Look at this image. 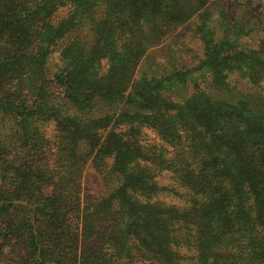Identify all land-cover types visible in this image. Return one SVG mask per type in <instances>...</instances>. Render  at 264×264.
Returning <instances> with one entry per match:
<instances>
[{"label":"trees","instance_id":"obj_1","mask_svg":"<svg viewBox=\"0 0 264 264\" xmlns=\"http://www.w3.org/2000/svg\"><path fill=\"white\" fill-rule=\"evenodd\" d=\"M126 1L128 6H120L123 11L121 30L124 36L130 35V32L149 36V49L173 30L172 13L179 11V17L193 15L200 9L195 4L208 0ZM74 2L0 0V102H3L0 108L6 107L7 113L16 114L15 120H19L24 127L32 120L52 119L60 139L65 142L56 151L58 161L74 160L71 162L74 166L70 168L73 173H81L84 166H90L102 188L107 190L99 199L86 202L83 206L75 209L64 207L66 212L62 207L56 212L58 205L66 202L67 198L54 192L45 194L50 188H58V191L61 188L54 184L51 176L40 181L43 175H38L41 172L39 167L47 168V162L39 167L37 162L46 160L45 152L41 141L36 148L30 149L28 141L32 138L25 129L18 141L20 148L27 149L24 151L27 156L22 157V162L35 157L34 164L29 166L31 175L22 173L21 169L28 170V165L22 162L18 166L6 163L0 166V215L9 210L21 214L18 236L25 244V256L33 264H125L123 260L127 253V264L138 261L144 264H175L180 259L179 254L171 246H162L157 235L151 233V244L142 245V238H139V232L145 227L159 230V226L164 224V234L170 242V228L181 230V235L173 236L174 242L179 247L183 244L193 249L196 264H264V149L260 148L258 141L262 132L259 123L250 126L246 119L241 120L232 114L236 106L231 109L232 98L226 97L236 94L235 87L223 76L241 61L242 50L235 46L228 48L231 43L224 38L207 40L201 37L204 54H209V50L212 52L209 56L203 54V57L211 56L209 66L216 77L215 81H209V90L204 93L206 102L214 107L209 111L214 115L212 119L222 127L237 120L245 124L243 139L230 142L233 164L224 163L220 152L210 143L192 112L186 113L183 123L170 133L166 130L156 132L168 150L153 145L146 147L141 143V131L133 130L135 127L127 122L125 116L121 119L116 110L136 107L153 113L164 102L161 90L171 78L160 82L147 78L131 98L130 94L125 96L128 86L121 74L109 80H96L94 91H86L76 85L72 74L62 67L49 78L46 65L54 63L53 58L45 53L38 56L35 47H31L38 43L46 27L52 31L51 38H56L51 39L52 43L72 31L70 18L62 19L54 26L50 23L62 10H68L67 17L73 16ZM76 8L79 6L76 5ZM92 13L95 14V11ZM201 29L198 26L197 33L201 34ZM141 50L131 48L129 51L131 55H137ZM36 58L39 64L34 67L31 62ZM254 63L256 67L252 65L251 71L264 78V59L260 62L254 60ZM233 69L239 72V68ZM200 70L201 67L197 69ZM249 74L241 80L254 86L255 82ZM50 85L59 90L57 95L49 94ZM99 87L101 91L107 89V93L100 96L101 100L95 99L94 95ZM114 88L121 96L109 94V90ZM135 97L138 100L132 99ZM238 100L242 103V98ZM194 109L196 114V104ZM199 119L204 123L210 122L204 113L198 116ZM107 127L110 129L107 130ZM167 138H173V143ZM169 157L175 159L173 166L168 162ZM188 157L202 159L195 168ZM165 169L171 170L175 183L186 191L187 205L182 209L156 199L160 192H170L156 182L158 172ZM173 194L180 197L176 191ZM73 212L75 215H72ZM111 212L120 213L121 224H130L133 228L135 241L133 248L127 252L120 243H108L111 233L103 230V226L112 222ZM101 235L105 236V241L98 246ZM91 236L95 246L87 249L89 254L85 255L79 250L80 242L88 243ZM59 238L62 241H58ZM81 238L84 240L81 241ZM60 242L67 244L69 250L55 245ZM101 250V255H98ZM136 253L140 257L134 256Z\"/></svg>","mask_w":264,"mask_h":264},{"label":"rangeland","instance_id":"obj_2","mask_svg":"<svg viewBox=\"0 0 264 264\" xmlns=\"http://www.w3.org/2000/svg\"><path fill=\"white\" fill-rule=\"evenodd\" d=\"M76 5L79 8H76ZM120 6H128L127 1L75 0L74 8L72 7L74 13L73 16L71 15L72 17H67L68 10H62L56 14V17L51 19L50 24L54 26L60 20L70 18L72 31L64 37L60 36L57 42L52 43L54 42L52 40L56 38H51L52 31L50 27H46L42 30V36L37 40L38 43L31 46L35 47L38 56L45 53L53 58L54 63L46 65L49 78H52L58 68L62 67L64 71L72 74L76 85L81 86L83 90L94 91L96 80L104 78L109 80L114 76L119 77V74H121V78L126 80L128 86L125 96L130 94V98L143 86L144 80L147 78L155 80V82L171 78L169 83L163 84V89L161 87V96L164 102L161 103L159 108H155L153 113L135 107L132 109L124 108L120 111L116 110L117 115H121V119L125 116L127 122L135 127L133 130L141 131L142 145L146 147L153 145L168 150L156 132L161 133L166 130L170 133L177 125L183 123L186 113L192 112L200 127L209 137L210 143L215 146L218 153L220 152L224 163L232 165L233 153L231 152H233V148L230 142L243 139L245 124L238 120L223 127L217 124L216 120L212 119L214 115L209 113L211 108L214 107H211L212 103L206 102L204 96V93L209 90V81H215L216 77L209 66L211 56L210 58L203 57L204 50L201 37H205L207 40L213 39V37L216 38L215 40L224 38V41L231 43L228 48L232 49L235 46L244 53L240 57L241 61L233 65L232 69L223 75L225 81L227 80L235 87L236 92V94L227 95L226 97L227 99L232 98L230 104L233 105L229 107L233 109V106H236L232 114L234 113V116H238L241 120L246 119L247 123L251 124L250 126H255L256 123L260 124L262 134L258 137V141L260 142V148L263 150L264 78L251 70L253 66L256 67L254 60L260 62L264 59V0H208L203 1V3L197 2L195 6H200V9H197L193 15L186 16L184 14L179 17V11L172 13L174 16L172 18L174 22L172 25L173 30L159 44L149 49V36L144 35L146 36L144 37L140 33L135 34L134 32L124 36L120 22L123 11ZM93 11H95V14L92 13ZM198 26L202 28L201 34L197 33L196 28ZM48 42H50V45H47ZM236 43L238 46H236ZM49 46L51 47L49 48ZM131 48H141L142 50L137 55H131L129 51ZM233 51L234 49L228 53ZM254 51L260 52V54H252ZM211 53L209 50V54ZM209 54L206 55L209 56ZM31 63L34 67L39 64L37 58ZM200 67L201 70L197 71ZM235 67L239 68V72L233 69ZM248 73H250L251 80L255 82L254 86L241 80ZM181 81L183 84L180 83ZM134 90L136 92H133ZM58 91L53 85H50L49 94L57 95ZM106 93L107 89L101 91L99 87L94 93L96 95L95 99L101 100L100 96ZM109 94L111 96H121L115 88L109 90ZM188 98L191 99L187 102ZM240 98H242V103H238ZM132 99L138 100V97ZM2 104L3 102H0V106ZM194 104L197 105L199 111L196 114ZM5 108H0V166L5 163L17 164L18 166L22 162V157L26 158L24 156L27 155L24 154V151L27 149L26 147L20 148V142L18 141L26 129L30 132L32 138L28 141L30 149H33L34 146L36 148L37 143L41 141V148L45 152L44 157L46 160H43V163L37 162L38 167L45 165L47 162V168L39 167L41 172L38 175H43L40 181L46 176H51L54 179V184L61 188L59 191L58 188H50L45 194L54 192L56 195L67 198L66 202L63 201L58 205L59 208L55 209L56 212L62 207L67 208L69 206L75 209L77 206H83L86 202L99 199L100 195L106 193L107 190L102 188L100 180L90 166H84L81 173L80 171L79 173H73L70 168L74 166L71 164L74 160L67 158L65 161H58L56 151L65 142L60 139L52 119L50 121L32 120L24 127L19 120H15L16 114L7 113ZM113 112L115 111L113 110ZM203 113L207 119H210V122L204 123L202 119L198 120V116ZM109 129L110 127H107V130ZM167 140H172L173 143V138L171 140L167 138ZM222 150L223 153H221ZM30 153L31 151H29ZM34 159L35 157L22 162L23 165H28V170L21 169L24 175L27 173L31 175L29 166L31 167L34 164ZM188 159L192 166L196 168L202 158L188 157ZM78 162L82 161L79 160ZM168 162L173 166L175 159L169 157ZM75 170L77 172L76 168ZM170 171L165 169L158 172L156 177L158 186L169 189L170 192H160L156 199L165 205L182 209L187 205L186 191L175 183L173 174ZM173 191H176L180 197H175ZM140 204L144 205L143 203ZM64 210L66 212L65 208ZM26 211L28 210H24L25 214H27ZM72 215H75V212ZM109 215L112 222L103 226L105 228L103 230H106L108 234L111 233L108 243H120L126 252L129 251L133 248V241H135V236H132L133 228L130 224H121L122 216L120 213L111 212ZM20 219L21 214H17L15 211L9 210L0 215V264H33L32 260L25 256V244L18 236V232L21 230V226L18 225ZM165 226L162 224L159 226L160 228L157 227L160 232L157 229L151 230L147 227L142 229L139 232L142 245L153 242L152 233L154 236H158V241L161 242L162 246H171L174 252L179 254L178 258L180 259L175 261V264L177 262L179 264H196L194 250L184 247L183 244L179 247L174 242L173 236L175 234L177 236L181 235V230L170 228V242L166 240L168 236L164 234ZM182 227L185 228L186 226L182 225ZM183 233L185 234V232ZM51 239L54 238L51 237ZM82 240L84 238H81ZM58 241H62V239L59 238ZM93 241L94 238L91 236L88 243L80 242L79 250L88 255L87 249L95 246ZM103 241H105V236H99L97 245L100 246ZM55 245L60 249H65L67 244L60 242V244ZM66 250L69 249L66 248ZM102 251L98 255H101ZM128 256L126 253L123 260L125 264L129 261ZM134 256L140 257L139 253L134 254ZM136 264L144 263L138 261ZM146 264H150V262Z\"/></svg>","mask_w":264,"mask_h":264}]
</instances>
